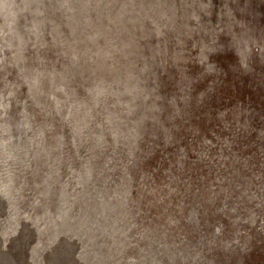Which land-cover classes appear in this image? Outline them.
Masks as SVG:
<instances>
[{
	"label": "rangeland",
	"instance_id": "obj_1",
	"mask_svg": "<svg viewBox=\"0 0 264 264\" xmlns=\"http://www.w3.org/2000/svg\"><path fill=\"white\" fill-rule=\"evenodd\" d=\"M0 264H264V0H0Z\"/></svg>",
	"mask_w": 264,
	"mask_h": 264
}]
</instances>
